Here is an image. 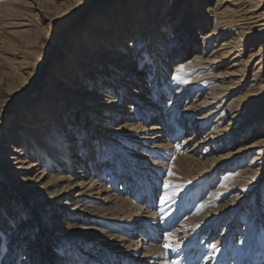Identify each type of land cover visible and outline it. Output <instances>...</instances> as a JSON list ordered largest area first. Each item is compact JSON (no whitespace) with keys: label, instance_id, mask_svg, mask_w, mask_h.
<instances>
[{"label":"bare ground","instance_id":"bare-ground-1","mask_svg":"<svg viewBox=\"0 0 264 264\" xmlns=\"http://www.w3.org/2000/svg\"><path fill=\"white\" fill-rule=\"evenodd\" d=\"M83 1L57 0V7L37 2L32 5L39 10L41 21H48V26L41 28L55 42H60L57 26L62 27L65 18H70L68 13L78 5H82L81 9L94 7L89 15L91 29L75 32L66 43L63 51L72 49L62 65L59 59L56 61L54 74H48L50 77L45 79L47 94L35 106V112L27 102L20 101L5 128L1 123L10 107L0 108V133L4 131L6 138L2 143L5 159H0V170L8 174L10 180L13 178L10 182L16 191H11L10 197L19 194L24 199V207L29 199L35 200L47 215L43 224L45 229L48 225L50 237H57H52L49 247L56 261L61 260L58 254L61 239L69 237V222L65 221V216L89 213L81 207V201L97 193L95 199L115 201L117 216H106L109 222L118 219L131 225L125 227L127 233H132L134 230L129 228L136 226L144 234L140 232L133 239L97 228L102 238L108 240L101 252L113 256L110 264H123L128 258L130 264H164L160 261L164 255L162 245H154L150 238L144 240V236L149 237L151 230L152 238H158L161 243L160 231L169 228L171 222L169 217L159 219L157 213L146 209L144 204L156 203L154 199L158 196L154 191L159 184L153 180L160 179L159 172L166 166L177 179L204 178L219 171L230 172L235 163L256 151L250 163L252 168L239 166L238 175L229 179L232 181L229 189L264 182V0H216L215 4H210V0H136L139 19L133 14L126 20L125 16L132 14L135 0H116L114 5H107L108 15L96 11L98 0H87L85 4ZM67 14L69 18L65 17ZM119 19L123 21L124 35L115 40L112 35ZM21 20L5 47L11 55L10 64L23 70L30 65L35 67L40 38L34 40V45L30 44L26 35L29 28L25 27L33 20ZM209 21L212 26L208 25ZM130 25L131 31H128ZM248 43L256 46L250 47L244 58ZM193 50L195 53L188 58ZM10 72L14 77L24 78L25 71L16 74L12 69ZM81 76L85 77V83H93L92 86H84ZM75 84L78 86L74 88ZM13 92L9 90L8 94ZM237 93L241 95L234 98ZM63 107L76 109L77 116L84 118L80 123L85 124L78 126L77 118L71 122L67 116L59 115V111H67L59 109ZM100 123L105 125L99 126ZM77 127L81 131L78 135ZM167 130L171 131L169 136ZM201 133L200 140L195 141ZM121 140L132 141L140 150L133 146L125 148ZM77 141L82 143L80 150L75 145ZM85 144L87 152L81 153ZM95 146L111 152L126 169L129 182L144 193V204H135L127 196H103L110 189L92 177L94 168L98 169L93 154ZM143 149L153 155L150 161L141 152ZM155 155H164L167 160L174 156L173 163L167 164L168 161H161ZM39 166L58 171L59 175L53 179L71 182L48 193L52 177L40 187L35 185L46 176L43 168L35 177L32 175ZM247 174L253 177L247 178ZM0 185V208L5 202L12 205L11 198L7 196V201L3 196L8 185ZM237 195L233 198L236 202L249 196ZM50 207L55 210L49 213ZM15 213L10 212L1 220L0 236L5 235L13 220L21 217ZM29 216L11 230L8 246L16 247L20 233H31L36 220L32 214ZM207 217L187 219L184 223L188 228L180 226L177 234L169 236L177 254L181 249L182 254H188V249L193 247L189 244L195 240L188 236L189 231L206 228ZM176 219L174 217L173 222ZM232 225L233 222L227 230ZM22 239L30 241L31 236ZM38 243L43 245V239ZM29 246L26 244L27 257L31 259L34 252ZM39 254L42 256L38 262L45 263V253ZM11 260L10 256L9 263Z\"/></svg>","mask_w":264,"mask_h":264},{"label":"rangeland","instance_id":"rangeland-1","mask_svg":"<svg viewBox=\"0 0 264 264\" xmlns=\"http://www.w3.org/2000/svg\"><path fill=\"white\" fill-rule=\"evenodd\" d=\"M215 1L216 0H210V4H215ZM36 2L54 7L58 4L57 0H0V108H3L5 105H9L10 107L1 123L5 128L6 123L8 122L7 120L13 117L12 114L14 112H17L16 108L18 107L20 101L27 102L30 109L34 112L36 111L37 107L35 106L39 105L47 94L44 89L45 79L50 77L48 74H54L56 61L59 59L61 62L60 64L62 65L64 59L68 55V52L72 49L71 47V49H67L64 52L63 49L65 48L66 43H68L69 39L75 32H85L91 29L89 15L94 7L88 6L81 9L82 5H78L74 7V10L68 13L70 14V18L68 14L65 16H68L69 20L65 18L63 26H57L56 29L59 30L58 35L60 42H55L49 37V35L44 33L41 28L47 27L48 21H41L39 10H36L32 6L36 4ZM83 2L85 4L87 0H84ZM115 3L116 0H98L96 11L99 10V14L108 15V10L106 9L108 7L107 5L112 6ZM138 8V2L135 0L133 8L130 12L132 14L125 16V20L128 19V16H132L133 14H135L139 19V13L137 11L139 10ZM76 11L78 12L74 15ZM180 14L181 13L178 15ZM26 18H31L33 20L31 25L25 27L26 29L29 28L26 35L30 44L34 45V40L40 39L38 44L39 46L36 47L35 54L37 60L35 67L31 65L27 67L25 66L26 68L21 70L16 65H12V63L10 64L9 59L11 55L8 54L5 44L11 42L12 30L18 29V27H20V21H22L21 19ZM210 22L211 21H209L208 25L212 26ZM122 24V19H119L117 21L116 28L113 30L114 35L112 36H115V40H118L116 38H121L120 36L124 35ZM136 24L137 23L133 26H136ZM172 24L173 21H171V26ZM128 31H131V25L128 28ZM128 31L125 32L126 35L129 34L127 33ZM252 46H256V44H247V50L244 58H246V55L250 52L249 48ZM52 51L55 53L52 54ZM195 51L196 50L190 51L188 58L191 57ZM34 68L37 69L36 72ZM12 69L15 70L16 74H21V71H25V74L23 73L24 78L19 79V75L14 77L10 72ZM6 72H9L10 74ZM29 72H35L34 74L36 78H34V74L30 75ZM83 78L85 77L81 76L80 82L84 83V86H92L93 83H85ZM140 79H142V76H140ZM55 81L60 82L61 80L55 79ZM77 86L78 84L73 85L74 88ZM9 90L11 92H15L8 94ZM129 93H132L130 89ZM240 95L241 93H237L234 98ZM59 109H67L65 112L59 111V115L63 116V118L64 116H67V119L71 122L77 118L78 126L85 124V122L80 123V121H84V118L80 119L81 115L77 116L76 109L66 107ZM150 123L151 122L147 123V125ZM100 125L104 126L105 124L100 123L99 126ZM77 128L75 130L78 135L81 131L79 127ZM170 132V130H167V136H169ZM0 134V159H5L4 152L1 150L4 149L2 148V143H4L6 138L4 137V131ZM201 136L202 133L198 134L195 141H199ZM171 139H173V137ZM121 141L125 143L123 144L125 145V148L133 146L135 150H140L139 145L132 143V141ZM93 144H96V142H93ZM75 145L79 146V150L80 147H82V143H80V141H77ZM85 145L80 151L81 153L87 152V145ZM236 146L237 144L233 148H236ZM93 151V154L96 156L95 159L98 163V169L94 168L95 171H93L92 177H96L100 184L104 185V187L108 190L110 189V192L103 193V196H111V194L112 196L114 195L120 198L127 196V198L135 204H144V193L142 190H139L137 186H133L132 183L129 182L131 180L126 174V169L124 170L119 161L114 158V155L111 152L108 153L106 150H102V148L100 150L97 146H95ZM179 151H181L180 153H183V150ZM141 152H144L149 161L152 159L151 156L153 155L150 154L151 152L146 153L144 149ZM255 153L256 151H253L245 155V160L235 163L230 172L223 173V171H219L204 178L186 179L182 177L177 179L173 175V171L169 166H166L162 172H159V175L161 174L159 177L160 179L157 181L153 180V183H157V185L159 184L157 189L154 191V194L158 196L154 199L156 203H152L153 205L144 204V206L146 209L151 208L153 212H156L159 219L169 217L171 224L169 228L165 229L163 227L165 230L160 231L161 237L159 238L163 239L161 243L158 238H152L153 235L151 230V235L149 234V237L148 235L146 237L144 236V240L150 238L152 241L151 243L154 245H162L161 250L164 255L163 259L161 258L160 261H163L164 264H264V182L259 185H254L255 187L242 186L236 189H229L232 184V181L229 179L238 175L240 167H242L241 169L252 168L250 163ZM155 157L159 160L161 159V161H168L167 164H172L174 159V156L170 160H167L164 155H155ZM193 167L195 166L193 165ZM41 168H43V166H39L32 175L35 177L37 175V171ZM43 169H45L46 176L43 180L40 179L39 183L35 185H39L40 187L45 181L52 177L50 183L51 185L48 187V193L51 192L52 194V192L56 189L61 186H66L71 182L55 180L53 178H57L56 176L59 175L58 171L52 170L48 166H44ZM76 170L77 169H75V171ZM8 177V174H3V171L0 170V184L8 185L6 186L7 191L4 192L3 196L5 195L7 201L9 200L7 196H9V198H11L10 201L13 202L12 205L10 202H5V206L2 202L3 207L0 208V222L3 218H5L6 214H9L10 212H16L15 214L21 215V217L17 220H13V224L11 227L9 226L7 228L5 235L0 236L3 238V241L0 242V264H3V262H5V264H21V262L24 261H27V264H110V260L113 256L110 257L107 253L101 252V247H104L108 240L102 238V234L97 230V228L101 230L103 229L111 235H125L127 237L130 236L133 239L134 237H138V233L140 232L144 235L142 230L139 231L136 226L129 228L131 231L134 230L133 232L135 233H127L124 229L128 224H124L122 221H118V219L109 222V219L106 218V216H117V213H114V211H116L114 208L115 201L98 200L95 199L98 194H92L91 198H83L81 201L83 205L81 207H83L86 211L89 210V213L83 212L79 215L70 214L68 217L65 216V221L69 222V237L64 236L63 239H61L62 242L58 245V254L61 256V260L56 261L53 256V252L49 250V247L51 240L53 238L56 239L57 237H50V234L52 233L49 231L48 225L45 226V229L43 224L47 215L42 213L41 206L38 205L35 200L29 199V202H27L24 207V199H22L19 194L17 196L10 197L11 191H16V189L12 186V182H10L13 178L10 180ZM246 177L252 178L253 176L252 174H247ZM6 182H9V184ZM249 191L251 193H249ZM237 193H240V196L243 197L249 196L246 197V199H240L239 202H236L233 198L238 196ZM14 199H17V201H14ZM235 202L237 203L236 205L234 204ZM6 208H9L10 211L5 210ZM35 209L37 211H34ZM39 210L41 211L40 213ZM53 210L55 209L50 207L49 213ZM209 211L210 213L207 214ZM122 212L124 211L122 210ZM29 214H32L36 220L35 223L32 224L31 233L29 235L27 231L20 233L21 239L18 241L16 247L12 248L8 246L10 245L9 236L13 233L11 230L20 222L30 218ZM201 214L208 216V222L206 221L207 223L205 224L206 228L200 231H189L188 236L195 239L192 244H189L190 246L193 245V247L188 249V254H182L183 249H181V251L177 254L175 252L176 249H174L172 244V238L169 236L177 234L176 231L178 228L186 225L184 221L200 217L202 216ZM174 217H177L175 222H173ZM89 219H92L93 221H90ZM231 222H233V225L228 229L229 232H227V227ZM188 227V224L183 226V228ZM40 233L43 235L39 236ZM26 236H31L30 241L22 239ZM40 239H43V245L41 246L40 243H38V240ZM26 244H29L31 251L34 252L31 259L29 256L27 257L29 251L26 250ZM213 245H215V247H212ZM37 251H40L39 253H45V263L38 262L42 254H39ZM139 253L141 255L143 251L141 250ZM10 256L12 262L9 263L8 259ZM129 260L130 258L124 260L123 264H130ZM167 261H169V263Z\"/></svg>","mask_w":264,"mask_h":264},{"label":"snow or ice","instance_id":"snow-or-ice-1","mask_svg":"<svg viewBox=\"0 0 264 264\" xmlns=\"http://www.w3.org/2000/svg\"><path fill=\"white\" fill-rule=\"evenodd\" d=\"M212 247H215V245H213Z\"/></svg>","mask_w":264,"mask_h":264}]
</instances>
